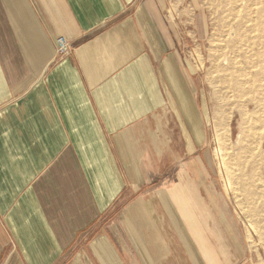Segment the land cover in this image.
I'll return each instance as SVG.
<instances>
[{
    "label": "crops",
    "instance_id": "0c3cea01",
    "mask_svg": "<svg viewBox=\"0 0 264 264\" xmlns=\"http://www.w3.org/2000/svg\"><path fill=\"white\" fill-rule=\"evenodd\" d=\"M178 56L161 0H0V264H255Z\"/></svg>",
    "mask_w": 264,
    "mask_h": 264
},
{
    "label": "rangeland",
    "instance_id": "374dc122",
    "mask_svg": "<svg viewBox=\"0 0 264 264\" xmlns=\"http://www.w3.org/2000/svg\"><path fill=\"white\" fill-rule=\"evenodd\" d=\"M161 5L177 38L178 60L192 73L193 127L198 122L204 134L209 174L255 264H264V0H161ZM222 41L234 42L246 67H254L244 82L234 80L231 93L218 84L228 69Z\"/></svg>",
    "mask_w": 264,
    "mask_h": 264
},
{
    "label": "bare ground",
    "instance_id": "6f19581e",
    "mask_svg": "<svg viewBox=\"0 0 264 264\" xmlns=\"http://www.w3.org/2000/svg\"><path fill=\"white\" fill-rule=\"evenodd\" d=\"M222 42L224 45H222V47L220 48V54L221 56L226 55V61L228 64L227 68L230 69L231 72L229 74L227 69V72L221 77V79H218V84H220V87L227 89L231 93L236 89V87H234V80L240 83L244 82L249 75V69H252L254 67L251 63L246 67L243 61V57L241 56L240 49L234 46V42H232V44L229 43L231 45H229L227 41Z\"/></svg>",
    "mask_w": 264,
    "mask_h": 264
},
{
    "label": "built area",
    "instance_id": "2783aa9c",
    "mask_svg": "<svg viewBox=\"0 0 264 264\" xmlns=\"http://www.w3.org/2000/svg\"><path fill=\"white\" fill-rule=\"evenodd\" d=\"M72 46L71 43L63 38L59 37L55 41V50H56V57L57 58H63L68 56L72 52Z\"/></svg>",
    "mask_w": 264,
    "mask_h": 264
}]
</instances>
